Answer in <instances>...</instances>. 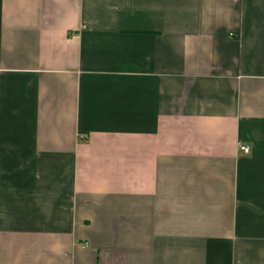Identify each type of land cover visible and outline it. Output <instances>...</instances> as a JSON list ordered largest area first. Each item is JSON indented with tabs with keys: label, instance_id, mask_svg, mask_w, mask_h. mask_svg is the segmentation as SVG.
<instances>
[{
	"label": "crops",
	"instance_id": "0c3cea01",
	"mask_svg": "<svg viewBox=\"0 0 264 264\" xmlns=\"http://www.w3.org/2000/svg\"><path fill=\"white\" fill-rule=\"evenodd\" d=\"M0 264H264V0H0Z\"/></svg>",
	"mask_w": 264,
	"mask_h": 264
},
{
	"label": "built area",
	"instance_id": "2783aa9c",
	"mask_svg": "<svg viewBox=\"0 0 264 264\" xmlns=\"http://www.w3.org/2000/svg\"><path fill=\"white\" fill-rule=\"evenodd\" d=\"M238 148L243 151L245 154H248L250 152V147L245 145V144H242V143H239L238 144Z\"/></svg>",
	"mask_w": 264,
	"mask_h": 264
}]
</instances>
